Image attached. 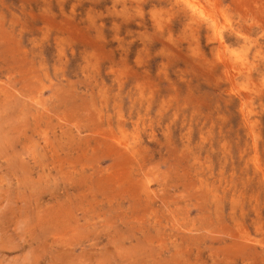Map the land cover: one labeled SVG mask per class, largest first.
<instances>
[{
  "label": "rangeland",
  "instance_id": "1",
  "mask_svg": "<svg viewBox=\"0 0 264 264\" xmlns=\"http://www.w3.org/2000/svg\"><path fill=\"white\" fill-rule=\"evenodd\" d=\"M0 264H264V0H0Z\"/></svg>",
  "mask_w": 264,
  "mask_h": 264
},
{
  "label": "bare ground",
  "instance_id": "2",
  "mask_svg": "<svg viewBox=\"0 0 264 264\" xmlns=\"http://www.w3.org/2000/svg\"><path fill=\"white\" fill-rule=\"evenodd\" d=\"M183 1H184V0H183ZM190 4H192V3H190ZM194 5H195V4H194ZM195 7H196V6H195ZM189 8H190V7H189ZM191 8H192V7H191ZM202 14H203V13H202ZM202 14H201V15H202ZM202 17H203V16H202Z\"/></svg>",
  "mask_w": 264,
  "mask_h": 264
}]
</instances>
